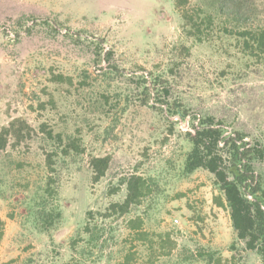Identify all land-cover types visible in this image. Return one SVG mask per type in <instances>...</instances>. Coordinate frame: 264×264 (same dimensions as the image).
<instances>
[{
    "label": "rangeland",
    "instance_id": "374dc122",
    "mask_svg": "<svg viewBox=\"0 0 264 264\" xmlns=\"http://www.w3.org/2000/svg\"><path fill=\"white\" fill-rule=\"evenodd\" d=\"M199 4L201 0L181 6L177 0H0V129L15 117L37 129L43 122L68 131L80 126L86 146L60 172L53 205L63 214L52 238L41 232L26 207L28 184L33 187L47 174L44 142L36 139L29 149L13 151L15 161L0 172V264H64L79 258L73 241L77 249L87 243L89 223L102 226L103 233L85 264H120L127 252H134L131 264H261L256 253L243 250V243L233 250L229 212L215 204L217 191L207 174L183 173L190 145L182 133L190 129L188 120L170 134L161 114L135 104L125 110L124 101L100 117L85 111V99L76 90L84 70L94 90L108 88L98 86L100 66L91 63V41L104 39L106 50H114L113 62L126 73L122 89L135 86L127 77L167 76L171 98L183 101L192 114L225 119L248 139L264 142V56L244 55L237 35L225 34L224 19H216L201 39L189 32L183 14ZM256 6L247 27L264 26V0ZM28 17L49 21L55 29ZM20 19L30 31L20 28L17 36ZM52 72L74 75L75 86L57 85ZM108 154L107 175L93 183L91 156ZM260 168L264 172V162ZM132 173L149 179L151 193L124 216H99L111 203L124 200L122 181ZM138 216L144 219L142 229L129 224ZM140 231L148 234L142 237Z\"/></svg>",
    "mask_w": 264,
    "mask_h": 264
},
{
    "label": "trees",
    "instance_id": "16d2710c",
    "mask_svg": "<svg viewBox=\"0 0 264 264\" xmlns=\"http://www.w3.org/2000/svg\"><path fill=\"white\" fill-rule=\"evenodd\" d=\"M201 1L202 4H199L197 8L183 14L186 24L191 28L189 32L192 31L201 39L216 19H224L222 25L225 34L237 35V44L244 55L256 59L264 56V26L247 27L246 22L257 10V0ZM186 2L188 3V0H177L179 6ZM27 19L34 20L31 17ZM34 21L36 25L41 24L55 29L54 24L49 21ZM20 28L30 31V27L26 26L22 19L17 21V28H15L17 36H20ZM104 43V39L91 41L93 58L91 63L100 66L101 72L98 76L102 77V84L98 86L105 85L108 88L101 92L94 90L95 85L89 80L91 75L84 70L76 87L79 98L85 99V104H81L82 107L85 111L91 114L97 113L100 117L108 116L107 112H111L123 101L126 102L125 110L133 104L139 109L151 108L166 119L170 134L177 131L179 122L188 120L190 129L182 133L190 145V149L185 154L183 173L187 176L198 171L207 174L217 191L214 196L215 204L225 207L229 212L235 236L233 250H237L236 243L241 242L245 252L256 253L261 264H264V172L260 168L264 162V142L248 139L246 132L229 127L225 119H218L209 113L192 114L183 101L171 98L172 84L167 76L156 75L148 78L143 74L136 79L127 77L126 80H131L129 82H133L135 86L130 85L122 89L120 83H123L121 79L126 77V73L113 62L114 50H106ZM182 50L190 51L185 46ZM103 62L106 63V67L102 65ZM50 79L57 85L75 86L74 75L52 72ZM132 98H136V101L132 102ZM175 116L179 119L175 120ZM36 139H40L46 146L51 144L53 147L48 149L44 144L41 145L47 174L33 187L28 184L26 207L34 218V223L41 228V232H45L52 238L63 214L58 206L53 205V201L59 197L60 172L67 160H77L82 156L86 152V146L80 126L74 127L73 131H68L55 129L49 123L43 122L37 129L25 118L15 117L0 129V172L7 171L5 165L15 161L14 150L21 146L29 149L31 142ZM111 163L112 155L91 156L93 183L100 182L107 175ZM122 184H126L127 189L124 200L111 203L104 212L99 211L97 214L102 218L119 217L130 213L147 198L152 190L149 179L137 173H132L123 179ZM88 215L94 218L92 211H88ZM129 224L132 228L142 229L144 219L138 216L131 219ZM85 229L89 233L87 243L77 249V243L73 241V250L78 251L79 258L64 264H85V258L93 254L92 250L100 247L98 244L103 227L91 226L89 223ZM147 234L144 231L139 232L142 237ZM3 236L0 219V244ZM133 257L134 252H127L120 264H131ZM210 257L212 259V256Z\"/></svg>",
    "mask_w": 264,
    "mask_h": 264
},
{
    "label": "built area",
    "instance_id": "2783aa9c",
    "mask_svg": "<svg viewBox=\"0 0 264 264\" xmlns=\"http://www.w3.org/2000/svg\"><path fill=\"white\" fill-rule=\"evenodd\" d=\"M174 119H175V120H178L179 118H178V117H175Z\"/></svg>",
    "mask_w": 264,
    "mask_h": 264
}]
</instances>
